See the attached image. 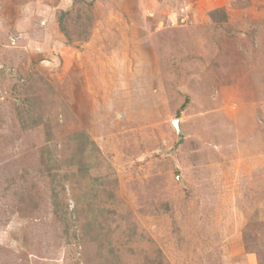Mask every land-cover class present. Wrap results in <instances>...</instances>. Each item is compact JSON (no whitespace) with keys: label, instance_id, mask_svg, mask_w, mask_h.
<instances>
[{"label":"rangeland","instance_id":"374dc122","mask_svg":"<svg viewBox=\"0 0 264 264\" xmlns=\"http://www.w3.org/2000/svg\"><path fill=\"white\" fill-rule=\"evenodd\" d=\"M0 264H264V0H0Z\"/></svg>","mask_w":264,"mask_h":264},{"label":"trees","instance_id":"16d2710c","mask_svg":"<svg viewBox=\"0 0 264 264\" xmlns=\"http://www.w3.org/2000/svg\"><path fill=\"white\" fill-rule=\"evenodd\" d=\"M69 16H70V13H64V12H61L60 14H59V17H58V25H59V27H60V30H61V32L63 33V34H65L66 36H68V33H67V31H68V23H70L71 24V22H70V18H69ZM88 21H86V23H88V24H91L92 22H93V19L91 18V17H89L88 16ZM86 30L90 33V28L88 27V28H86ZM186 105V104H185ZM85 145H83V147H84ZM95 214H98V213H95Z\"/></svg>","mask_w":264,"mask_h":264},{"label":"water","instance_id":"95a60500","mask_svg":"<svg viewBox=\"0 0 264 264\" xmlns=\"http://www.w3.org/2000/svg\"><path fill=\"white\" fill-rule=\"evenodd\" d=\"M174 126H175V128H176V130H177V133H178V136H179V138H180V141H182V140H183V134H182V132H181L180 121H179V120H176V121L174 122Z\"/></svg>","mask_w":264,"mask_h":264}]
</instances>
